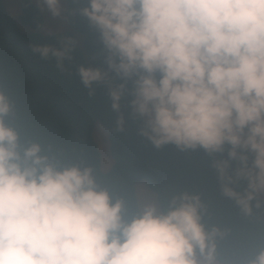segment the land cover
<instances>
[{
    "label": "trees",
    "instance_id": "trees-1",
    "mask_svg": "<svg viewBox=\"0 0 264 264\" xmlns=\"http://www.w3.org/2000/svg\"><path fill=\"white\" fill-rule=\"evenodd\" d=\"M20 3L18 21L37 30L38 8ZM65 3L85 57L68 32H21L0 0V264H146L140 180L159 204L153 244L180 237L219 264H264L263 162L185 115L160 133L137 103L151 87L164 113L190 107L191 74L221 80L248 57L249 11L264 0H216L207 22L190 15L131 54L114 32L115 0ZM95 121L108 131L105 173Z\"/></svg>",
    "mask_w": 264,
    "mask_h": 264
},
{
    "label": "rangeland",
    "instance_id": "rangeland-1",
    "mask_svg": "<svg viewBox=\"0 0 264 264\" xmlns=\"http://www.w3.org/2000/svg\"><path fill=\"white\" fill-rule=\"evenodd\" d=\"M21 1L2 0L5 11L21 32L41 35L68 32L85 57L84 37L69 26L65 0H30L42 17V25L37 30L18 21ZM115 1L114 32L124 54L155 45L163 32L190 15H197L207 22L216 3V0ZM248 21L251 38L248 57L221 80L216 81L202 73L191 74L187 78L194 96L190 107H179L173 115L164 113L156 104L151 87L140 90L137 97L139 113L152 129L165 133L173 119L185 115L205 133L240 145L264 164V12L251 8ZM91 139L99 154V169L105 173L110 169L112 159L108 131L98 121L93 124ZM256 194L264 203V176L256 187ZM134 195L142 216V253L146 264H219L210 256L191 252L180 237L165 248L153 244L147 233V223L160 214L157 197L145 180L134 184Z\"/></svg>",
    "mask_w": 264,
    "mask_h": 264
}]
</instances>
